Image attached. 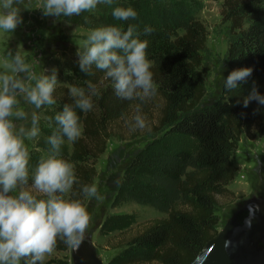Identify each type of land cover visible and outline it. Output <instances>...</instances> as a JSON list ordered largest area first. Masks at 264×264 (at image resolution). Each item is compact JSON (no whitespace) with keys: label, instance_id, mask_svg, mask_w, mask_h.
<instances>
[{"label":"trees","instance_id":"16d2710c","mask_svg":"<svg viewBox=\"0 0 264 264\" xmlns=\"http://www.w3.org/2000/svg\"><path fill=\"white\" fill-rule=\"evenodd\" d=\"M169 5L157 0H114L113 6H132L138 20L116 21L112 7L103 5L77 19L87 27L116 24L126 29L128 23H136L141 33L145 26L154 29L150 35L142 34L141 39L148 41L147 55L157 86L155 97L161 101L157 126L160 135L135 152L122 185L142 202H160L170 211L167 217L152 219L127 244L132 257L149 256L154 264H189L219 232L217 196L232 193L229 185L239 168L231 156L242 135L249 139L264 136V108L257 113L255 102L243 106V97L253 81L264 94V0H223L221 13L230 23L228 74L241 67H252L253 73L232 93H227L222 83L219 96L208 103H203L207 94L203 72L207 26L184 9V4ZM77 19L70 18L71 22ZM69 71L65 77L70 84L56 86V105L41 111V138L32 142L31 162L35 164L47 154L43 137L52 129L46 117L62 111L65 103L75 107L69 88L86 87V81L91 80L101 94L93 98L91 111L76 109L83 134L75 143H65L62 156L74 164L81 184H92L108 139L118 135L114 125L135 111L140 102L117 98L111 80H105L95 68L92 75L82 72L78 58ZM150 101L141 105L142 113H150ZM166 183H173L185 197V208L170 201ZM76 198L85 205L86 198ZM67 248L58 241L56 249ZM56 264L68 263L58 260Z\"/></svg>","mask_w":264,"mask_h":264},{"label":"clouds","instance_id":"9594fccd","mask_svg":"<svg viewBox=\"0 0 264 264\" xmlns=\"http://www.w3.org/2000/svg\"><path fill=\"white\" fill-rule=\"evenodd\" d=\"M24 4L25 0H0V33H14L23 25L22 12L28 9ZM101 5L112 7L116 21L138 20L132 6H113L114 0H38L34 9L55 22L94 13ZM153 31L145 26L141 33L136 23H128L126 29L116 24L101 25L88 31L77 50L82 72L92 75L93 68L99 70L105 80H111L117 98L140 102L131 119L125 120L131 131L149 128L141 105L157 95L153 65L147 55L148 41L141 39L142 34ZM35 63L28 61L19 46L8 48L0 57V264H45L58 241L78 250L92 217L76 197L104 199L97 184H81L74 164L62 156L65 143H75L83 134L76 109L91 111L93 98L101 94L91 80L86 81V87L69 88L75 107L65 103L62 111L46 117L52 129L43 137L47 154L35 164L31 162L28 143L41 138L40 113L56 105L58 83L55 69L50 74L45 70L38 74ZM252 73V67L232 70L223 80L224 89L235 92ZM251 102L257 105L254 112L264 108V94L255 81L243 97V106Z\"/></svg>","mask_w":264,"mask_h":264},{"label":"rangeland","instance_id":"374dc122","mask_svg":"<svg viewBox=\"0 0 264 264\" xmlns=\"http://www.w3.org/2000/svg\"><path fill=\"white\" fill-rule=\"evenodd\" d=\"M157 2H170L169 6L184 4V9L206 24L208 36L207 47L203 52V72L207 94L203 103L215 100L229 72L227 50L230 23L223 19L221 13L223 0ZM36 3L38 0H25L24 6L28 9L23 13V25L14 33H0V57L8 48L16 49L19 46L29 62H36L38 74L44 70L50 74L55 69L58 75L57 85L70 84L65 73L70 74L71 65L78 58V47L82 46L88 31L94 27L85 26L75 16L71 17L77 19L73 22L70 18H61L55 22L52 17L43 18L40 11L34 9ZM179 31L184 32L183 29ZM149 104L152 105L150 113H143L147 117L148 129L130 130L125 120L131 119L135 114L134 110L127 118L114 125L118 135L108 139L106 149L97 163L98 174L94 180L104 199H86L85 202L92 217L85 240L90 242L103 264H154L149 256L132 257L127 243L152 219L167 217L170 211L167 205L160 202H142L136 195L128 193L122 185L124 172L135 152L160 135L157 126L161 101L154 97ZM28 147L29 150L32 148V142L28 143ZM231 158L239 171L229 185L232 193L217 196L219 231L230 219L242 221L248 214L246 206L251 200L264 203V136L249 139L243 134ZM165 186L170 201L185 208V197L175 185L166 183ZM58 260L74 264L72 249H55L46 258L45 264H56Z\"/></svg>","mask_w":264,"mask_h":264},{"label":"water","instance_id":"95a60500","mask_svg":"<svg viewBox=\"0 0 264 264\" xmlns=\"http://www.w3.org/2000/svg\"><path fill=\"white\" fill-rule=\"evenodd\" d=\"M242 221L230 219L189 264H264V203L251 200ZM74 264H103L90 242L72 249Z\"/></svg>","mask_w":264,"mask_h":264}]
</instances>
